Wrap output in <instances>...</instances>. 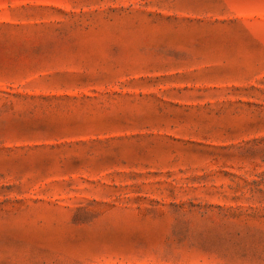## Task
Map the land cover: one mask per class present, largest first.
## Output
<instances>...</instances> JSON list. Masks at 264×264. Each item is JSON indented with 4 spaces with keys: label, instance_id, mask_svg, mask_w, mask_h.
<instances>
[{
    "label": "rangeland",
    "instance_id": "1",
    "mask_svg": "<svg viewBox=\"0 0 264 264\" xmlns=\"http://www.w3.org/2000/svg\"><path fill=\"white\" fill-rule=\"evenodd\" d=\"M0 264H264V0H0Z\"/></svg>",
    "mask_w": 264,
    "mask_h": 264
}]
</instances>
